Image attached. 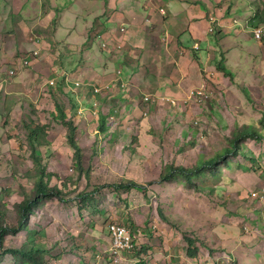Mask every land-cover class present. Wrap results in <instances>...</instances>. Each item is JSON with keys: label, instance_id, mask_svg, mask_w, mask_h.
<instances>
[{"label": "rangeland", "instance_id": "374dc122", "mask_svg": "<svg viewBox=\"0 0 264 264\" xmlns=\"http://www.w3.org/2000/svg\"><path fill=\"white\" fill-rule=\"evenodd\" d=\"M66 2L56 3L51 10L45 0H38L35 8L38 23H47L51 13L58 16L63 30L54 24L37 25L25 36L32 48L1 51L5 56H0V114L7 122H0V210L15 218L14 204L33 190L36 172L26 126L31 121L46 127L39 156L44 167L55 173L51 184H67L71 199L49 198L34 206L28 230L6 235L3 248L22 245L32 231L47 246L48 264H111L109 224L119 222L135 232L138 248L142 246L153 261L163 264H264V142L247 139L238 155L229 156V166H221L219 177L205 179L208 183L202 192L175 182L149 184L166 165L190 167L196 160L222 154L239 122L236 114L243 119L241 125L254 124L264 133L259 124L264 121V37L257 41L244 32L247 17L240 9L230 18L234 25L238 23V32L227 36L229 42H242V49L235 48L227 62L237 80L232 82L210 64L203 71L205 79L198 65L191 64L188 76L196 82L186 93L168 97L139 90L130 95L123 93L125 82L116 76L120 67L125 69L116 57L125 48L116 47L117 55L111 56L102 53L110 37L93 41L89 36L105 23L109 0L96 3L98 16L90 21L80 16L90 7L87 0ZM62 6L60 18L56 9ZM68 26H73L70 42L74 45L55 49L53 36L64 42ZM120 32H125L124 27ZM83 44L87 50L75 49ZM93 60L100 66L93 69ZM12 70L15 74L8 76ZM195 85L203 86L205 93L200 99H189ZM95 88L98 93H93ZM146 96L153 100L147 102ZM56 103L77 126L85 169L80 178L67 127L52 116ZM123 180L144 184L146 194L132 189L118 195L104 187L95 195V211L78 209L79 191ZM208 185L214 186L212 193ZM40 230L45 236L39 235ZM184 235L196 239L195 257L187 255ZM0 264L15 263L5 254Z\"/></svg>", "mask_w": 264, "mask_h": 264}, {"label": "crops", "instance_id": "0c3cea01", "mask_svg": "<svg viewBox=\"0 0 264 264\" xmlns=\"http://www.w3.org/2000/svg\"><path fill=\"white\" fill-rule=\"evenodd\" d=\"M37 1L0 0L1 49L32 48L30 38H25L26 33L31 32L37 25L54 24L52 23L54 18L57 19L55 27L58 25L57 28L64 29L65 26L58 22V16L51 13H47L46 17L49 20L47 23H38L35 11ZM65 1L50 0L49 8L52 10L56 3ZM87 1L90 7L84 10L86 14L81 13L80 16L90 21L98 16L95 10L96 3H103V0ZM76 2L78 3V0ZM263 3V0H109V6L105 10L109 9L110 13L106 16L105 23H102L104 26L100 23L101 29L95 32L101 33L103 28H106L105 33L111 34L109 41L113 45H122L125 48L124 53L117 57V61L122 62L121 65L125 67L121 68L124 79L130 78L135 81L142 93H186L191 87L189 85L196 82L195 78L188 76L190 65L197 64L194 59L195 53L202 64V68L198 66L201 70L200 75L208 64L215 67L214 59L225 52L227 64L228 56L235 48L242 46L241 41H228V35L238 32L235 30L238 23L234 25L232 20L230 21L231 16L238 10H243L247 17L244 32L253 35L250 22L256 17L255 6L258 5L259 13L264 12ZM64 9V6L60 11L59 8L56 9L60 18ZM32 10L35 15L33 21ZM211 16L218 20L214 34L208 32V21ZM111 18L116 19L112 20L114 23L110 22ZM120 27H124L125 32H120ZM71 28L73 26L67 27L65 42L74 45L70 42ZM222 36H225L223 40L220 39ZM37 39L39 40L38 37ZM42 40L46 41L44 37ZM0 56H5V53ZM147 254L143 256L137 251H127L115 256H109L107 253V256L108 261L112 258L111 264L114 261H118V264H163L160 261H153L151 253Z\"/></svg>", "mask_w": 264, "mask_h": 264}, {"label": "trees", "instance_id": "16d2710c", "mask_svg": "<svg viewBox=\"0 0 264 264\" xmlns=\"http://www.w3.org/2000/svg\"><path fill=\"white\" fill-rule=\"evenodd\" d=\"M48 4H50V0H45ZM65 3H67L65 1ZM258 5L255 6L256 10V17L250 22L251 28H257L260 25H264V12L259 13ZM61 10V7H59V11ZM58 13V11H57ZM100 18H103L100 17ZM56 18L52 20V23L54 22V25L56 24ZM209 24V23H208ZM104 26V24H102ZM218 27V24L215 25L214 31L209 34H214L216 32V28ZM209 28V27H208ZM107 29L103 28L101 33L93 32L89 36L91 40L95 41L97 38L102 37L104 38V35H107L109 38L111 36L110 33H105ZM120 31V29H119ZM54 37V36H53ZM55 38V37H54ZM108 45L107 47L103 48L102 53L110 52L109 55H117V50L115 49L117 45H113L110 41H105ZM61 44L67 45V46H73L65 41L56 40L53 46H56L55 49L61 48ZM83 47H77L75 49L83 48L84 50H87L88 47L86 44L82 45ZM122 47V46H121ZM54 49V50H55ZM6 52V49L0 48V55L4 54L1 51ZM105 50V51H104ZM116 50V51H115ZM76 57V54H71ZM118 57V55L116 56ZM62 62L64 64L68 63L65 57H61ZM194 59L197 62L198 66L202 68V64L200 63L199 56L197 53L194 55ZM70 60V59H69ZM214 64L216 71L222 74L224 77L230 78L232 82L237 80L235 77V74L229 70L228 65L226 64V56L224 53H222L218 58L214 59ZM92 67L95 69L96 67H99L100 64H97L95 60L92 61ZM120 65L123 64L122 62H118ZM78 64V62H77ZM105 66H107V60L105 61ZM122 66V65H121ZM119 68V71L121 72L119 77L120 82H125V86L121 89L124 90L123 93H130L132 94H139V90L137 87L133 86L135 81L130 80V78L124 79L123 76V70ZM203 78L206 79V75L202 71ZM123 79L124 81H121ZM194 87H197L194 86ZM114 89V88H113ZM112 92L116 93V91ZM158 95H166L168 97H172L173 95L177 93H157ZM180 94V93H179ZM178 94V95H179ZM71 97V96H70ZM142 98V96H141ZM72 104L75 103L73 98L71 97ZM151 102V101H149ZM74 106H77L74 104ZM171 106V104H170ZM181 108V107H180ZM54 119H59L62 123V126L67 127V139L69 146L73 153V162L75 164V171L79 174V178L82 174L85 173V169L83 166V150L79 146L77 142V126L75 122L71 119H68L66 116V113L62 106L59 103H56L54 106V111L52 114ZM240 115L236 114V117L239 122H236V127L232 131L231 137L228 139L229 148H226L225 151L222 154H217L215 157H211L208 159H200L196 160L194 165L190 167H186L183 165H175V164H169L166 165L161 172L159 178L155 181H151L149 184H164V183H170L175 182L177 184H186L187 186L193 188L196 191H204L206 189L207 181L205 180L208 176L211 178H217L220 175L221 166L222 165H228L229 156L231 154L238 155L241 151V148L243 147L244 142L247 139L253 140L255 143L264 142V133H260L257 129H255L254 124L250 123H243L240 124V121L243 120L242 118H238ZM5 117L3 114H0V122L6 123V117L4 121H2V118ZM261 127V131H264V121L261 120V123H259ZM27 141L29 145V150L31 157L33 159V164L35 167V176L33 177V190H31L30 193L26 194L23 199L20 202H16L14 205L16 206L17 216L15 218L9 216L5 210L1 208L0 210V259L6 254L12 256L15 264H48L47 260V246L40 241L37 240L36 235L33 234L32 231H30V234L27 236V240L20 246H12L3 248L4 239L6 238V235L8 234H16L21 230H28V219L29 215H31L33 207L40 204L41 201L49 198H55L57 200H63L65 202L69 201L71 198L69 197V190H67V184H61L58 186L57 184H51L52 179L55 178V173L49 172L43 165V159L39 156V150L41 147L44 146L45 140L44 137L46 136V127L44 125L35 123L31 121L27 125ZM103 128H105L103 126ZM3 129V126H0V131ZM104 187H110L118 193V195H121L122 193H127L131 191L132 189L141 191L142 193L146 194V188L144 184H139L132 180H123L120 182H115L111 184H95L93 185L92 189H84L77 193V202H78V209L81 210H96L95 206V195L99 193L101 190L104 189ZM209 192L212 193L214 191V186L208 185ZM160 212L164 215L163 211L160 208ZM119 223V222H118ZM121 224V223H120ZM124 225V224H123ZM130 233L134 237V248L130 251L134 252L137 251V253L146 254V251L142 249V246L139 247L138 238L135 235V232L131 231L129 228H127ZM40 236H45L44 230L38 231ZM183 239L186 243V253L187 255L192 258L198 255V247L195 245L196 239L184 235ZM139 249V250H138Z\"/></svg>", "mask_w": 264, "mask_h": 264}, {"label": "built area", "instance_id": "2783aa9c", "mask_svg": "<svg viewBox=\"0 0 264 264\" xmlns=\"http://www.w3.org/2000/svg\"><path fill=\"white\" fill-rule=\"evenodd\" d=\"M218 20L216 17L211 16L209 17V28H208V32L212 33L214 31L215 25L217 24ZM254 33V37L257 40H261L264 37V26H260L256 29H254L253 31ZM102 46H106L105 43L102 44ZM31 55V53H30ZM26 58H23L22 60H24ZM27 62V61H26ZM27 64V63H26ZM15 74V71H10L8 73V76H13ZM118 74H121L120 71H118ZM118 79H120L118 77ZM84 86V84L81 83L80 87ZM124 87V85L122 86ZM98 93L99 91L95 88L93 90V93ZM189 93H191L189 99H200V97L202 95H204L205 93V89L203 88V86H199V87H195L193 89H191L189 91ZM149 96H146L145 100L147 102L152 101L153 99L150 98V100H148ZM172 103H174L172 101ZM109 232L111 235V244L112 247L109 249V251L113 254H119L121 252H125V251H130L134 248V237L133 235L130 233V231L127 229V227L123 224L120 223H116L113 222L111 224H109ZM181 264H199L198 262L195 261H188V262H182Z\"/></svg>", "mask_w": 264, "mask_h": 264}, {"label": "bare ground", "instance_id": "6f19581e", "mask_svg": "<svg viewBox=\"0 0 264 264\" xmlns=\"http://www.w3.org/2000/svg\"><path fill=\"white\" fill-rule=\"evenodd\" d=\"M261 26H264V25H261ZM103 44V43H102ZM106 44V43H105ZM117 48H121V45H117ZM127 252V251H125ZM108 253L111 255V256H115V255H118V254H113L111 253L109 250H108ZM122 253V252H121ZM120 254V253H119Z\"/></svg>", "mask_w": 264, "mask_h": 264}, {"label": "clouds", "instance_id": "9594fccd", "mask_svg": "<svg viewBox=\"0 0 264 264\" xmlns=\"http://www.w3.org/2000/svg\"><path fill=\"white\" fill-rule=\"evenodd\" d=\"M260 26H261V25H260ZM260 26H258V27H260ZM258 27H257V28H258ZM254 29H256V28H253V29H252V33H253ZM253 37H254V33H253ZM254 38H255V37H254ZM257 41H258V40H257Z\"/></svg>", "mask_w": 264, "mask_h": 264}]
</instances>
